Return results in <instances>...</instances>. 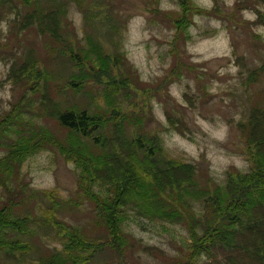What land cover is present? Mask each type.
<instances>
[{
	"label": "rangeland",
	"instance_id": "1",
	"mask_svg": "<svg viewBox=\"0 0 264 264\" xmlns=\"http://www.w3.org/2000/svg\"><path fill=\"white\" fill-rule=\"evenodd\" d=\"M14 1L16 8H0V122L14 112L17 122L11 125L18 123L20 133H11V125L6 129L13 138L45 129L66 143L68 131L56 120L51 104L46 114L41 109L47 84L41 80L44 89L31 92L24 81L11 76L13 65L21 68L32 58L50 75V100L115 119L104 130L110 139L116 122L124 123L122 139L156 136L164 150L158 159L162 169L174 160L194 164L202 188L207 181L225 183L230 170L249 172L246 140L238 123L246 122L253 108H264V5L259 0H33L30 5ZM186 4L189 12L183 20ZM46 12L58 18V32L39 21L24 26L28 14ZM54 17L51 25L56 24ZM96 46L110 56L114 79L103 77L97 83L91 77L81 89L69 86L73 74L83 70L89 75L92 66L99 67L97 60L92 63ZM116 54L122 58L120 65L114 63ZM78 62L84 64L81 69ZM254 71L259 76L251 80ZM123 115L129 119L124 121ZM10 138H0V156ZM89 146L93 151L99 148L92 140ZM121 147H116V164L120 157L130 163L128 147ZM80 170L53 144L22 163L17 187L18 196L23 191L26 200L17 210L24 215L28 208L34 222L31 233L20 236L31 251L15 264H40L63 249L54 224L46 222L49 217L94 243L79 253L76 264H177L186 258V223L144 217L128 207L124 237H116L121 250L107 244L112 236L98 222L86 189L107 201L111 184L103 185L99 178L79 182ZM102 172L97 170V175ZM32 190L56 192L58 211L49 210L51 204L44 199L29 200ZM4 194L0 187V196Z\"/></svg>",
	"mask_w": 264,
	"mask_h": 264
},
{
	"label": "trees",
	"instance_id": "2",
	"mask_svg": "<svg viewBox=\"0 0 264 264\" xmlns=\"http://www.w3.org/2000/svg\"><path fill=\"white\" fill-rule=\"evenodd\" d=\"M21 1L25 5H30L33 0ZM259 2L264 5V0ZM7 5L15 6V1L0 0V8ZM188 12L189 7L186 4L183 7V20ZM33 13L26 16L24 26L39 21L45 26H52L53 32H58L57 17L47 15V12L41 16ZM50 17L56 19L55 25H51ZM93 53L97 57L92 58V63L97 60L99 67L96 69L92 66L89 75L83 70L80 74H73L69 86L81 89L84 80L91 77L97 83L102 82L103 77L114 79L110 71V56L103 54L98 46L93 48ZM115 56L114 63L120 65L122 58L119 54ZM86 57L89 58V54ZM17 66V63L13 65L11 76L15 80L24 81L23 84L28 86V91L37 92L40 87L44 89L41 80L47 84L40 107L46 114L51 104L56 120L68 133L65 138L67 144L59 142L45 129L29 131L13 138L11 133H20L16 128L18 123L14 124L13 128L11 125L17 122L14 112H10L0 122L1 140L11 137L10 142L3 143L7 149L0 156V187L5 190L4 197L0 196V264H5V259L12 261L9 264L22 263L31 251L32 246L20 239V236L31 233L29 225L34 219L28 208L25 209L24 215L17 210V207L26 200L22 191L25 187L22 188L21 185L19 186L23 195L18 196V179L22 163L30 155L51 144L57 146L62 154L81 169L79 182L86 178H92L90 180L95 182L96 178H99L103 180V185L111 184V195L107 197V201H103L98 192L89 188L86 189V195L96 206L98 222L113 237L107 244L111 243L117 252L121 247L116 237L120 239L124 237L122 226L128 219V214H124L125 208L128 207L129 210L134 209L144 217L156 216L159 220L169 223H186L190 242L186 258L177 264H196L201 260L204 264H264V108H253L247 121L238 123V128L246 140L244 154L249 163V172L230 170L227 172L225 183L215 184L207 181L205 188H202L194 164H183L174 160L169 163L168 169L159 166L158 159L164 157V150L156 136L140 135L137 138L122 139L124 123L116 122L111 137L115 142H112L104 130L115 119L104 117L101 113H92L78 104L65 107L53 99L50 100L47 91L50 87V75L40 70L34 59H28L21 68ZM83 66L84 64L78 62V68L81 69ZM257 76H259L257 71L250 73L251 80ZM125 80L120 83L124 84ZM13 107L15 110L16 105ZM114 110L119 115L120 110ZM122 118L124 121L129 119L128 115H123ZM9 126L11 133L6 130ZM90 140L99 145L100 152H97L98 149L91 150ZM117 146L123 151L124 146L128 147L129 152L125 155L131 160L130 163H124L120 157L116 164ZM112 164H116L117 168ZM121 166L123 170L119 171ZM99 169L103 170L101 177L97 175ZM27 197L29 200L48 201L51 204L49 210L55 208L58 211L60 207L54 191L32 190ZM45 214L49 217L47 212ZM53 221L50 217L46 220L47 224L50 222L51 226L54 224L58 236H61L63 241V249L55 251L46 260L41 259L40 264H76L79 255L87 252L94 243L89 244L83 236L74 233V229L70 232L69 228H64V224L60 222L55 224Z\"/></svg>",
	"mask_w": 264,
	"mask_h": 264
}]
</instances>
